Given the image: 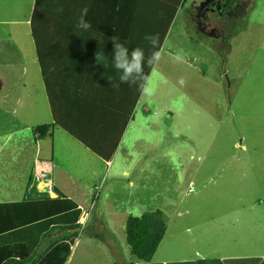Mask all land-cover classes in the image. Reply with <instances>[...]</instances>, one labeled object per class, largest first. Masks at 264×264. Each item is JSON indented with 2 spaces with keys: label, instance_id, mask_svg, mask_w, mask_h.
Returning <instances> with one entry per match:
<instances>
[{
  "label": "rangeland",
  "instance_id": "1",
  "mask_svg": "<svg viewBox=\"0 0 264 264\" xmlns=\"http://www.w3.org/2000/svg\"><path fill=\"white\" fill-rule=\"evenodd\" d=\"M163 1L143 0L135 11L132 0L126 8L134 17L132 27L138 24L135 16L146 9L156 13ZM152 19L160 23L158 16ZM99 22L101 31L108 28L102 17ZM111 23L117 28L124 20ZM14 31L18 38L2 45L8 57L0 60V84L1 79L5 84L0 100L9 105L8 115L0 118V148L12 160L7 172L0 169L6 179H14L18 170L23 175L34 148L32 135L17 139L20 127L49 119L47 94L38 65L32 63L38 47L46 51L47 46L25 40L30 36L25 25ZM162 44L163 58L151 75L154 93L140 94L134 136L118 153L122 165L147 167L145 173L135 170L129 176L150 188L130 197L133 189L124 180L112 179L108 169L102 184L91 188L82 203L81 227L68 264L136 263L125 243L126 213H163L167 227L151 262L163 261V254L171 260L242 255L241 243L254 231L248 226L264 216V0H181ZM14 45L22 60H9L15 56L10 52ZM124 45L131 51L138 47L137 39ZM177 50H183V62L173 59ZM70 70L79 74L74 66ZM181 77L184 85L179 84ZM16 102L22 107L12 114ZM8 134L14 136L7 143ZM15 150L24 156H10ZM106 201L114 204H102ZM54 238L43 241L38 255ZM254 255L264 256V249Z\"/></svg>",
  "mask_w": 264,
  "mask_h": 264
},
{
  "label": "crops",
  "instance_id": "2",
  "mask_svg": "<svg viewBox=\"0 0 264 264\" xmlns=\"http://www.w3.org/2000/svg\"><path fill=\"white\" fill-rule=\"evenodd\" d=\"M66 1L64 0L63 7L51 11L50 16L53 14V20L49 26L52 29L57 26L61 28L63 25L77 28V13H74L73 19V11L66 5ZM72 1L74 0H68L69 6H71ZM101 2L102 0H78L74 12L81 13V10L87 7L88 14L86 17L90 22H95V20L97 22L101 18L98 14L106 10ZM35 3L36 0H0V60L8 57L4 55V52H7L5 49L4 52L2 51V45L13 44L14 38H18V31L14 30L21 25L29 27L30 36L23 37L25 40L30 37L32 45L36 46L38 43L47 46L46 51H41L40 54L49 67L50 85L45 83L42 76L38 53H36V59H33L32 63L38 65L41 85L48 98L49 116L47 117L48 113L45 116L49 119L39 125L52 124L51 136L41 139L34 135L33 128L39 125L32 127L23 124L20 127L17 139L32 135L34 148L28 155L23 175L18 170L14 179H6L3 178L0 171V204L55 198L53 188H56L66 197L72 199L82 210V203L88 196L89 190L102 184L108 169L112 171V179L124 180L128 187L133 189L129 194L130 197H139L137 192L145 193L150 186L147 183L144 184L142 179L135 176L130 177L129 174L135 170H139L140 174L145 173L147 167L138 168L136 164L122 165L118 156L119 151L123 153L125 140L129 139L130 141L134 136L136 127L134 117L138 102L135 96V84L120 82V73L114 68L110 53H103L107 57V61L99 60V63L95 64L97 70H92L91 66L97 61V54L88 55L86 52L88 48L84 47L82 50V44L79 48L76 45L70 47L72 31L68 35L64 34V37L49 35L40 38L37 42L32 23ZM115 10L117 11L118 7ZM107 11L112 12L113 9L110 7ZM59 12L68 15L66 18H59ZM98 39L101 40L102 37H98ZM79 40L81 41V38ZM18 41L21 42L19 39ZM16 46L12 47L10 51L14 52L15 56L10 57L9 60H22V52H18ZM111 50L113 51V47ZM71 66H74L75 69L78 68L79 74L70 70ZM76 76L78 77L76 78ZM4 86V80L1 79L0 92L3 91ZM8 106L7 100H0V110H3L0 112V118L8 115L6 111L9 109ZM20 107H22L20 102H16L11 107L12 114H15ZM28 130L31 132L30 134L26 132ZM13 136L12 134L6 135L4 141L8 143ZM83 140L90 146L103 149L105 156L106 154L110 156L109 160L102 159L101 155L92 151L87 143H83ZM113 148H115L113 153H109ZM3 151V148H0V169L6 167L5 171L7 172L8 162L11 164L12 160L5 159L3 154L8 156L6 153L9 152ZM21 151H12L10 156H24ZM127 158L137 162V160L132 159L131 154H128ZM13 163L18 165L19 160L15 159ZM41 181H44L47 189H44L42 184L43 187L40 185ZM104 203L106 205L114 204L111 201L102 202V204ZM115 211L118 212V209ZM128 216L130 214L126 213L124 220ZM248 227V230L254 231H251L249 236H245V240L241 243L242 255L221 257L219 260L264 258L261 255H254V253L262 252L264 249V216ZM163 256L165 258L163 261L153 263L166 264L209 260L203 257L195 260H171L167 258L166 254ZM69 258L65 264H68Z\"/></svg>",
  "mask_w": 264,
  "mask_h": 264
},
{
  "label": "trees",
  "instance_id": "3",
  "mask_svg": "<svg viewBox=\"0 0 264 264\" xmlns=\"http://www.w3.org/2000/svg\"><path fill=\"white\" fill-rule=\"evenodd\" d=\"M103 3L111 7L112 12L107 9L99 17L102 21H106L108 28L101 31L100 20L91 22L92 27L85 31L80 28L66 27L61 28L49 26L52 22L51 11L58 10L64 6V0H36L35 8L32 16L34 36L39 42L40 38L45 36H61L68 35L72 31V44L70 47H87L88 55L97 54L98 52L108 53L114 46L112 37H118L119 42L126 43L130 38L137 39V46L144 49L145 59L149 56L151 46L144 40L145 34H159L161 44L163 43L170 25L176 15L181 0H164L160 10L156 13L149 14L148 10L138 17L135 16V22L138 24L134 27V17L126 8L131 6L132 0H102ZM135 1V11L141 6L143 0ZM145 1V0H144ZM152 3V0H151ZM78 0L72 1L69 6L68 0L66 5L79 17L80 13L74 10L77 8ZM153 4V3H152ZM118 7V10L115 9ZM161 11V13L159 12ZM68 14L60 13L59 18H66ZM160 15V16H159ZM158 16L160 23L155 24L152 17ZM124 20V25L111 28V21ZM86 19L90 21L87 17ZM60 25V24H59ZM230 28L229 31H231ZM81 36V37H80ZM102 37V39H98ZM232 37V35L228 36ZM81 38V41L79 40ZM86 38V39H85ZM104 38V39H103ZM100 42H97L98 40ZM40 46L38 43L36 44ZM113 45V46H112ZM96 48V50H95ZM114 48V47H113ZM38 60L41 66L42 76L45 83L49 84V74L47 62L42 58L38 47ZM91 66L92 70H97L95 64ZM145 73H149L151 69L145 63ZM141 91L136 86V101ZM52 124H43L33 128V134L38 138L51 136ZM64 128V127H63ZM74 134L71 130H68ZM82 140V139H81ZM83 143H87L83 140ZM90 146V144L87 143ZM90 149L106 161L110 156L101 148L90 146ZM115 148L110 150L113 153ZM55 198H43L37 200H28L21 202H12L0 204V264H65L71 254V248L74 246L77 238V231L81 224L79 219L82 210L70 198L66 197L58 189L53 188ZM6 219L4 220V218ZM125 243L129 248L130 255L138 262L137 264H162L153 263V258L157 248L159 247L166 231V219L160 210L149 211L141 214L139 217L128 216L125 220ZM55 235L54 241L44 250L42 255H38L43 241ZM102 235L98 238L107 243ZM109 245V244H108ZM112 246V244H111ZM166 264H264V258L249 259H209L196 260L189 262H176Z\"/></svg>",
  "mask_w": 264,
  "mask_h": 264
},
{
  "label": "clouds",
  "instance_id": "4",
  "mask_svg": "<svg viewBox=\"0 0 264 264\" xmlns=\"http://www.w3.org/2000/svg\"><path fill=\"white\" fill-rule=\"evenodd\" d=\"M87 14L88 8L84 7L77 19V27L85 31L92 27L91 22L86 19ZM111 39L114 44L111 61L114 68L120 73V82L138 84L142 95L151 96L154 93V88L151 85V75L154 74L156 66L164 55V45L161 44L159 34L146 33L144 36V40L148 42L152 49L147 59H145L143 48L135 47L130 51L128 47L119 42L118 37L113 36ZM165 43H167V40H165ZM173 59L177 62H183L185 59L183 50H177ZM96 60L97 62L99 60L107 61V57L102 52H98ZM145 63L151 69V72L145 73ZM185 83L186 81L181 77L179 84L184 85Z\"/></svg>",
  "mask_w": 264,
  "mask_h": 264
},
{
  "label": "bare ground",
  "instance_id": "5",
  "mask_svg": "<svg viewBox=\"0 0 264 264\" xmlns=\"http://www.w3.org/2000/svg\"><path fill=\"white\" fill-rule=\"evenodd\" d=\"M44 183V182H43ZM47 187V186H46Z\"/></svg>",
  "mask_w": 264,
  "mask_h": 264
}]
</instances>
